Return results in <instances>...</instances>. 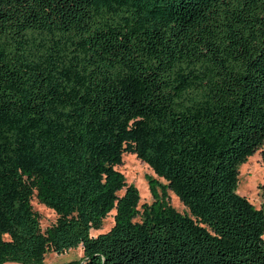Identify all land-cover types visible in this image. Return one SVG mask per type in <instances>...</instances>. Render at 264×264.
Here are the masks:
<instances>
[{"label": "trees", "instance_id": "16d2710c", "mask_svg": "<svg viewBox=\"0 0 264 264\" xmlns=\"http://www.w3.org/2000/svg\"><path fill=\"white\" fill-rule=\"evenodd\" d=\"M263 138L264 0H0V264H264L236 191Z\"/></svg>", "mask_w": 264, "mask_h": 264}, {"label": "rangeland", "instance_id": "374dc122", "mask_svg": "<svg viewBox=\"0 0 264 264\" xmlns=\"http://www.w3.org/2000/svg\"><path fill=\"white\" fill-rule=\"evenodd\" d=\"M262 147H264V138L262 146L255 149L239 164L236 191L245 195L255 207H261L264 210V161L260 151ZM116 168L123 173L126 183H132L137 188L139 194L138 205L142 202H150L152 200L148 186L149 177L156 178L158 181L163 182L145 162L136 158L132 153H123L122 162L117 165ZM166 198L175 209L186 211L184 205L168 188H166ZM31 205L38 213L41 229H44L54 221L55 213L51 208L38 202L35 198L31 199ZM112 213L113 210H110L103 217L101 226L98 229H91L90 233L95 234L107 230L112 224ZM80 256V246L68 248L61 253L46 251L43 256L42 264H59L70 259L80 258ZM2 264L19 263L7 261Z\"/></svg>", "mask_w": 264, "mask_h": 264}]
</instances>
